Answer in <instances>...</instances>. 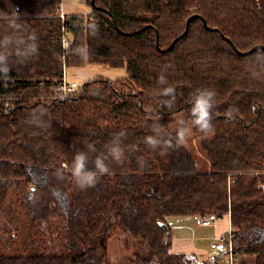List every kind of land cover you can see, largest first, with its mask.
Here are the masks:
<instances>
[{
  "label": "trees",
  "instance_id": "trees-1",
  "mask_svg": "<svg viewBox=\"0 0 264 264\" xmlns=\"http://www.w3.org/2000/svg\"><path fill=\"white\" fill-rule=\"evenodd\" d=\"M85 3L88 14L61 20L59 0H0V264H220L223 246L210 261L171 251L169 218L205 214L228 216L237 256L264 264V50L238 55L220 36L240 52L264 46V0ZM194 15L218 31L194 17L179 38ZM83 66L127 77L59 95L67 69ZM197 89L216 93L214 130H193L201 171L184 143H143L157 123L165 138L181 119L191 127ZM116 133L123 155L82 189L74 155L93 169Z\"/></svg>",
  "mask_w": 264,
  "mask_h": 264
},
{
  "label": "clouds",
  "instance_id": "clouds-1",
  "mask_svg": "<svg viewBox=\"0 0 264 264\" xmlns=\"http://www.w3.org/2000/svg\"><path fill=\"white\" fill-rule=\"evenodd\" d=\"M3 63V57H0V64ZM0 71H7L6 67L0 68ZM160 85H167V80L164 75L159 78ZM158 93L164 97H168L164 101V105L171 108L175 103V89L171 86L161 87ZM216 93L211 89H197L191 98V107L189 114L191 118V127H188L186 122L181 119L178 122L175 134L165 138L162 135V126L158 123L154 125V135H149L144 138L145 143L150 149L155 151L157 148L169 149L174 148L176 144L187 142L192 131L198 130L201 134L212 132V110L215 103ZM123 133H116L110 142V151L100 153L93 161V169L88 168V156L84 152H77L71 163L72 174L78 185L82 189L93 187L98 182L99 176L106 174L110 169L106 161L111 158L118 161L123 155L120 147L121 137ZM95 151V148L92 147ZM138 163L143 166L145 161L143 158H138Z\"/></svg>",
  "mask_w": 264,
  "mask_h": 264
},
{
  "label": "rangeland",
  "instance_id": "rangeland-1",
  "mask_svg": "<svg viewBox=\"0 0 264 264\" xmlns=\"http://www.w3.org/2000/svg\"><path fill=\"white\" fill-rule=\"evenodd\" d=\"M64 4L66 9L69 10L70 12L83 13V14H88L90 12L88 5L85 3V0H65ZM67 76H68L66 77L67 81L75 82L77 85L81 86L83 83L87 82L88 80H92L93 78H102V79L114 81V80L126 78L127 74L125 68L123 67L111 68L105 66H83L81 68L67 69ZM187 126L190 127L189 125ZM198 137L200 136L195 135L192 131V133L189 135L187 139V142H185L184 145L190 151V154L192 155L199 170L201 171L204 169V166L206 165L207 162L205 161L204 156L201 154V151L199 149ZM168 223L169 226L171 227V233L173 238L183 237V229L187 227L193 233L192 235H190L193 237L192 241L202 247H205L203 249L209 251V244L213 240L212 237L213 235L211 236L212 238L209 237L207 239H205V236L207 235L208 232L212 231L213 227L197 228L191 222L190 217H184V216L171 217L169 218ZM223 223H225L224 227H227L226 220H224ZM116 244L118 243L116 242L115 244H113L115 249L118 248ZM209 255L210 253L206 256V258L208 257L210 261L212 256ZM250 263L251 260L249 256L244 255L241 258L238 257V264H250Z\"/></svg>",
  "mask_w": 264,
  "mask_h": 264
},
{
  "label": "built area",
  "instance_id": "built-area-1",
  "mask_svg": "<svg viewBox=\"0 0 264 264\" xmlns=\"http://www.w3.org/2000/svg\"><path fill=\"white\" fill-rule=\"evenodd\" d=\"M65 0H59L58 7V17L63 20L68 14L73 13L66 9ZM68 40L66 37L62 40L63 49L68 45ZM66 74H63L62 78L58 82L57 93L59 95H67L76 91L78 85L75 82H69L66 79ZM224 217H219L215 214H205V215H195L192 217V220L195 224L200 227H208ZM234 233L231 229H227L218 235H216L213 240L210 242L209 247L211 250H219L223 246V255L221 258L220 264H238V256L235 253L232 239Z\"/></svg>",
  "mask_w": 264,
  "mask_h": 264
},
{
  "label": "crops",
  "instance_id": "crops-1",
  "mask_svg": "<svg viewBox=\"0 0 264 264\" xmlns=\"http://www.w3.org/2000/svg\"><path fill=\"white\" fill-rule=\"evenodd\" d=\"M224 218L220 219L219 221H217L216 223H214V224H212V225H210L208 227H200V226H198L197 224L194 223L192 218H191V222L197 228H210V227H213L212 231L208 232L207 235L205 236V239H207V238L211 237L212 235H213L212 237L214 238L219 233H221V232H223V231H225L227 229H230L229 217L226 216ZM223 219L226 220L227 227H224L225 223H223L224 222ZM197 228H195V229H197ZM192 234H193L192 231L189 230L187 227H185L183 229V237H181V238H179V237L178 238H173V236H172V249H171V251L173 253L195 254V255H198V256H201V257H206L207 254H209L210 251H212V250L209 247V251H207V250L203 249L205 247H202V246L196 244L195 242H193L192 241L193 237L190 236ZM211 238H210V240H211ZM206 249H207V247H206Z\"/></svg>",
  "mask_w": 264,
  "mask_h": 264
},
{
  "label": "water",
  "instance_id": "water-1",
  "mask_svg": "<svg viewBox=\"0 0 264 264\" xmlns=\"http://www.w3.org/2000/svg\"><path fill=\"white\" fill-rule=\"evenodd\" d=\"M93 3H94V0H90V4L92 5ZM194 17H198V18L201 19V21H202V25H203V27H204L206 30H208V31H214V32H217V31H218L217 29H214V28H210V27H208V26L206 25V22L204 21L203 18L194 15V16H192V17H190V18L187 19L186 24H185V31L180 35L179 38H181V37L185 34V32L187 31V29H188V27H189L190 22L193 20ZM220 36H221L226 42H228V43L230 44L232 50H233L236 54H238V55L246 56V55H249V54L253 53V52L256 51V50H264V46L257 45V46H254V47L250 48L249 50H247V51H245V52H240V51H238V50L235 48V46L233 45V43H232L228 38L224 37L222 34H221ZM179 38H176V39L172 42V44L169 46V48H170V47L173 45V43H174L176 40H178ZM156 46H157V48H158V43H157V42H156ZM160 227H161L165 232H168V229H167V227H166L165 224H162V223H161V224H160Z\"/></svg>",
  "mask_w": 264,
  "mask_h": 264
}]
</instances>
